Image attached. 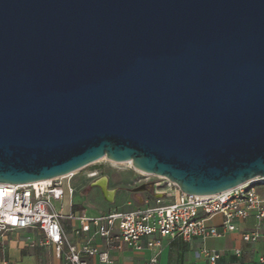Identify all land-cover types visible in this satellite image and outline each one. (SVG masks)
Masks as SVG:
<instances>
[{"label": "water", "instance_id": "obj_1", "mask_svg": "<svg viewBox=\"0 0 264 264\" xmlns=\"http://www.w3.org/2000/svg\"><path fill=\"white\" fill-rule=\"evenodd\" d=\"M103 156L190 194L264 177V0H0V183Z\"/></svg>", "mask_w": 264, "mask_h": 264}, {"label": "built area", "instance_id": "obj_2", "mask_svg": "<svg viewBox=\"0 0 264 264\" xmlns=\"http://www.w3.org/2000/svg\"><path fill=\"white\" fill-rule=\"evenodd\" d=\"M80 170L45 181L0 183V239L12 231L38 228L39 245L51 248L58 264H94L95 259L101 264H115L112 251L125 248L147 249L151 254L145 264H161L160 253L167 239L223 238L237 230V221L250 217L255 219V226L244 231L242 239L247 242L264 239V177L202 195L182 191L165 176L136 172L138 177L133 186L145 185L146 189L138 191L143 195L136 202L126 203L129 209L92 215L85 207L74 208L77 191L74 177ZM87 178L89 186L94 187L107 176L93 169L88 171ZM112 191L115 194L116 190ZM65 203L66 211L59 208ZM216 215L222 217L220 226L209 222ZM62 219L70 221L79 241L70 239ZM96 236L105 242V247L94 243ZM202 253L212 264L220 257L219 252L206 247ZM235 253L240 255L241 251L236 249Z\"/></svg>", "mask_w": 264, "mask_h": 264}, {"label": "crops", "instance_id": "obj_3", "mask_svg": "<svg viewBox=\"0 0 264 264\" xmlns=\"http://www.w3.org/2000/svg\"><path fill=\"white\" fill-rule=\"evenodd\" d=\"M77 189V188H76ZM78 190L76 191L75 196L77 195ZM74 196V197H75ZM132 201L128 200L124 202L119 207H114V209H129L130 206H127L126 203ZM75 209L78 207H83L80 203L75 202ZM133 207V206H132ZM211 224L220 226L222 224V217L220 215L214 216L210 221ZM237 230L230 232L223 238H209L202 240L200 238H193L191 240H184L189 244L193 243V247L190 251L195 252L194 256H187V263L184 260L178 259L174 264H212L207 256L202 253L204 247L215 250L219 252L220 257L216 264H264V239L257 242H247L242 239V234L246 230H250L255 226V219L253 217L248 218L247 220L237 221ZM18 232L11 234L10 232L3 236L0 239V264H20L22 260L27 255V246L21 245L17 242L16 238H19L17 234L24 233V235L30 240H36L41 237V232L36 229L26 228L25 230L13 231ZM38 233V237L36 234ZM73 238L72 241H79V237L76 236L72 231ZM69 235V234H68ZM179 236L167 239L165 241L164 247L160 253V262L161 264H170V253H171V244ZM182 237V236H181ZM212 240L214 243L213 246L208 247L206 242ZM94 243L100 247H105V242L98 236L94 238ZM195 242H200V245L196 247ZM236 249L241 251L240 255L235 253ZM52 249L50 248V256L53 264H58V260L52 254ZM151 252L149 250L137 251L132 248H125L124 250L112 251L111 255L114 258L115 264H145L147 259L150 257ZM94 264H101L97 259L93 260Z\"/></svg>", "mask_w": 264, "mask_h": 264}, {"label": "rangeland", "instance_id": "obj_4", "mask_svg": "<svg viewBox=\"0 0 264 264\" xmlns=\"http://www.w3.org/2000/svg\"><path fill=\"white\" fill-rule=\"evenodd\" d=\"M128 166L129 165L125 163L115 164L108 160H99L98 162L96 161L92 163V165L86 169L80 170L74 177V183L78 190L77 195L74 197V201L87 208L92 215L109 211L114 207H119L128 200L136 202L138 197L143 194L132 191L134 188V181L138 177V172L136 171V173ZM93 169H96L103 175L107 176V187L108 189L116 190L115 194L110 190L109 194H111V197H107L104 195L100 186H89L88 181L90 179L87 178V174L88 171ZM59 208L66 211V203L63 207L59 206ZM62 223L65 225L66 231L72 239V226L70 221L62 219ZM35 229L36 232H38V228ZM10 233L16 235L18 232L12 231ZM17 235L19 237L16 238L17 242L21 245H26L28 248L27 255L20 264H53L50 256V248L48 246H40L38 239L30 240L24 235V233L20 232ZM36 237H38V233L36 234ZM195 243L196 247L200 245V242ZM194 245L192 242L188 244L181 236L175 239L171 244L170 264H174L178 259L184 260V262L187 263V256H194L196 254L193 251H190V253L188 252ZM206 245L211 247L214 243L212 240H209L206 242Z\"/></svg>", "mask_w": 264, "mask_h": 264}, {"label": "bare ground", "instance_id": "obj_5", "mask_svg": "<svg viewBox=\"0 0 264 264\" xmlns=\"http://www.w3.org/2000/svg\"><path fill=\"white\" fill-rule=\"evenodd\" d=\"M99 160H108V161H111L112 163H115V164H123V163H125V164H128L129 166L133 167L138 173H144V174L147 173V172H145V171H143V170H140V169L134 167V165H133V163H132L131 160L124 161V162H118V161H114V160L109 159L107 156H103V157H101L100 159H98V160H96V161L98 162ZM96 161H95V162H96ZM78 170H80V169H78ZM78 170L73 171V174H74L75 172H77ZM148 174H151V173H148ZM160 176H161V175H160ZM49 179H50V178H49ZM49 179H43V181H45V180H49Z\"/></svg>", "mask_w": 264, "mask_h": 264}, {"label": "flooded vegetation", "instance_id": "obj_6", "mask_svg": "<svg viewBox=\"0 0 264 264\" xmlns=\"http://www.w3.org/2000/svg\"><path fill=\"white\" fill-rule=\"evenodd\" d=\"M90 187H91V186H90ZM94 187H97V186H94ZM110 195H111V194L108 193V196H109V197H111Z\"/></svg>", "mask_w": 264, "mask_h": 264}]
</instances>
